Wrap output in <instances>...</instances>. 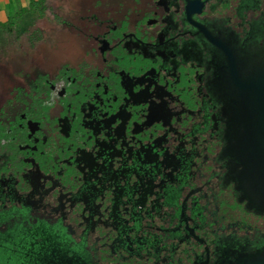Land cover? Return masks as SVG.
Listing matches in <instances>:
<instances>
[{"label":"flooded vegetation","instance_id":"af4514ba","mask_svg":"<svg viewBox=\"0 0 264 264\" xmlns=\"http://www.w3.org/2000/svg\"><path fill=\"white\" fill-rule=\"evenodd\" d=\"M71 2L55 49L0 65V232L30 236L12 256L240 264L264 251V0Z\"/></svg>","mask_w":264,"mask_h":264},{"label":"trees","instance_id":"16d2710c","mask_svg":"<svg viewBox=\"0 0 264 264\" xmlns=\"http://www.w3.org/2000/svg\"><path fill=\"white\" fill-rule=\"evenodd\" d=\"M60 13L61 5H55L52 0H31L28 7L21 8L8 21H0V29L12 36L10 41L0 43V65L7 66L9 64L5 53H7V48L12 45L15 47L16 53L23 52L26 46L35 47L43 42H48L47 44L49 45L52 39L48 38V30L45 28L44 23L49 20L51 15V21L57 25L58 21H60ZM28 14L35 15L32 25L24 27L17 34V21L19 22L20 19H23Z\"/></svg>","mask_w":264,"mask_h":264},{"label":"rangeland","instance_id":"374dc122","mask_svg":"<svg viewBox=\"0 0 264 264\" xmlns=\"http://www.w3.org/2000/svg\"><path fill=\"white\" fill-rule=\"evenodd\" d=\"M73 1V0H72ZM52 2L56 5H63L66 7L67 6L70 8L71 5V0H52ZM76 2H79L80 4L83 2H89V0H75V4ZM67 7V9H68ZM35 15H26L23 17V19H20L19 22L17 21V28H16V33L19 34V32L26 26L32 25V21L34 19ZM52 17L51 15L49 16V20L46 21V23H44L45 28L48 30V38H51L52 40L50 41V44L48 45V42H43L42 44L38 45V47L41 48H45V46H52L53 49L56 48L57 45V40H56V36L60 33V29L56 26V24H54V22L51 21ZM12 39V36L8 35L6 32L2 31L0 29V43H5L7 41H10ZM61 42V41H60ZM62 45V43H61ZM29 47L26 46L25 50L23 52H20L18 54H24L27 49ZM7 53H5L7 59L9 60V62L14 61V55L16 52L15 47L10 46L7 48ZM3 58H5V56H3ZM1 68V66H0ZM26 238H30L29 235L23 234L22 231H20L18 228L13 230H9L8 232H0V264H26V260L25 259H20V257H18L17 255L12 256V252L11 250H8V248L6 247V245L11 246L12 243L14 241H16V243H21L23 244V242H25L24 240Z\"/></svg>","mask_w":264,"mask_h":264},{"label":"water","instance_id":"95a60500","mask_svg":"<svg viewBox=\"0 0 264 264\" xmlns=\"http://www.w3.org/2000/svg\"><path fill=\"white\" fill-rule=\"evenodd\" d=\"M239 86L245 88L247 87V85H243L241 82H239ZM253 107L254 110H256L255 117H257L256 123L258 124L259 127V140L261 142H264V100L255 101ZM240 264H264V251L259 252L258 254L248 258L247 260L241 262Z\"/></svg>","mask_w":264,"mask_h":264},{"label":"crops","instance_id":"0c3cea01","mask_svg":"<svg viewBox=\"0 0 264 264\" xmlns=\"http://www.w3.org/2000/svg\"><path fill=\"white\" fill-rule=\"evenodd\" d=\"M31 0H0V21L6 22L21 8L29 6Z\"/></svg>","mask_w":264,"mask_h":264}]
</instances>
